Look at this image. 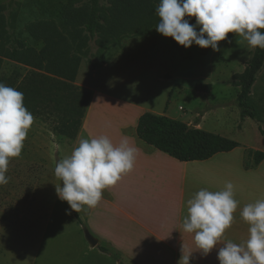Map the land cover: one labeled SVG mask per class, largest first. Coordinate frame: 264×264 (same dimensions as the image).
<instances>
[{
    "label": "crops",
    "instance_id": "0c3cea01",
    "mask_svg": "<svg viewBox=\"0 0 264 264\" xmlns=\"http://www.w3.org/2000/svg\"><path fill=\"white\" fill-rule=\"evenodd\" d=\"M139 38L125 37L118 45L109 47L103 53L101 63L93 66L80 63L74 85L87 92L89 100L75 138L52 143L55 148L50 150L53 155L49 152V161L53 170L48 171V176L54 178L55 164L69 156L81 138L100 135H107L114 144L127 138L138 149L134 169L117 185L103 191L97 207L84 206L80 213L77 212L80 222L74 219L82 233L88 232L97 240L94 247L89 246L84 234L83 241L75 242L74 247L63 238V229L66 228L63 226L66 221L63 205L66 201L60 200L55 192L48 196L40 192L41 178L35 176L37 186L34 187L38 191L34 189L29 198L31 206H26L19 216V224L24 219L28 223L17 225L15 231V236H22L17 237L19 241L29 242L37 238L40 248L36 249L33 261L41 255L57 261L53 264H178L184 248L185 254L193 252L190 264H219L217 254L223 243L241 244L248 239L249 225L240 213L245 205L264 199V157L258 164L254 163L255 152L264 154V123L260 119L259 122L253 120L261 129L255 133L257 142L254 145L241 143L232 132L215 134L237 142L238 146L203 161L180 162L145 144L136 134L141 115L152 113L179 120L167 113V109L162 113L155 111L144 99L142 88L147 89L158 82L169 83L170 79L166 69L162 68L161 59L157 62L148 60V64L140 65L137 57L142 55ZM145 39L148 54L152 57L161 38L147 34ZM165 48L159 53L161 57ZM142 74L153 79L150 85L137 82ZM175 88L172 86L171 90ZM151 89H147L148 93ZM184 124L189 125V122ZM195 127L201 129V123ZM43 129L51 134L41 120L34 117L27 136L34 137ZM229 181L234 185L235 199L239 202L233 213L234 222L226 230L221 244L205 256L196 248L194 234L183 229L187 200L201 189L223 190ZM25 227L35 235L24 237L20 229ZM55 233H63L62 243L58 241V246L44 243Z\"/></svg>",
    "mask_w": 264,
    "mask_h": 264
},
{
    "label": "rangeland",
    "instance_id": "374dc122",
    "mask_svg": "<svg viewBox=\"0 0 264 264\" xmlns=\"http://www.w3.org/2000/svg\"><path fill=\"white\" fill-rule=\"evenodd\" d=\"M67 2L68 0H0V44L3 50L17 47L18 42L39 50L43 42L33 40L29 32L30 26L52 22L61 28L62 17L59 12L64 5L68 4ZM186 18L191 24L193 23V17ZM196 30L199 31V28ZM147 34H154L161 38L158 43L162 47L159 44L155 45L152 57L147 51L148 42L145 39ZM138 37H140L138 40L141 42L140 48L142 49V55L137 56L140 65L161 59L162 68L166 69L168 79H170L169 83L158 82L152 87L149 86L147 88L149 90L154 87L150 93L145 87L142 88L144 99L152 109L159 113L166 112L167 109V113L172 117L184 123L189 122V125H193L197 120L204 131L214 134L232 132L241 143L256 144L255 133L260 132L259 125L250 118L241 119L236 103L239 90L231 84L232 75L240 73L245 68L253 51L243 37L229 33L227 39L232 42L220 41L218 52H214L211 48H201L194 43L189 48L173 49L168 38L156 30L143 35L131 36V38ZM163 48H165L164 56L161 57L159 53L164 50ZM96 51L95 42L87 39L85 46L75 51V54L80 57V63L93 66L98 63V58L95 56ZM1 60L0 80L6 86H9L8 82L11 80L18 83L30 71L5 58ZM152 80V78H146L145 74L137 78V82H146L147 85H150ZM196 84H210L211 88L208 93L205 90L198 92L195 90ZM172 86L176 87L173 91ZM251 92L249 105L256 110L258 118L264 123V66L257 74ZM179 106L183 110H179ZM204 113L206 114L203 118ZM35 118L41 120L44 128L49 130L53 137L44 129L34 137L27 136L21 156L10 159L6 173L10 178L9 182L6 185H0V264H53L57 262L54 259L50 261L48 256L43 258L41 255L33 261L36 249L40 248L37 238L23 242L17 239L22 236H15L17 225L22 226L28 223L24 219V222L19 224V216L26 206H31V201H29L31 193L38 191L34 187V185L37 186L35 176L41 178L39 191L46 196L51 192L57 194L56 186L61 182L55 174L54 178L48 176V171L53 170L52 162L49 161V152L53 155V151L50 150L51 148L54 150L55 146L52 143L68 138L54 130L53 123L58 121L55 115H51L50 121ZM43 176L45 177L42 178ZM63 208L65 214L66 210L70 211L67 202ZM63 226H66L63 229L64 237L63 233L51 234L52 239L44 243L51 242L58 246V241L62 243L60 239L63 237L74 247L75 242L83 241L85 232H81L72 214H66ZM29 229L21 228L20 233L24 237L35 235L33 231L29 233ZM44 252H47L46 249Z\"/></svg>",
    "mask_w": 264,
    "mask_h": 264
},
{
    "label": "clouds",
    "instance_id": "9594fccd",
    "mask_svg": "<svg viewBox=\"0 0 264 264\" xmlns=\"http://www.w3.org/2000/svg\"><path fill=\"white\" fill-rule=\"evenodd\" d=\"M156 14V31L184 48L194 43L218 52L219 42L231 43L227 36L234 33L250 48L264 50V0H160ZM186 17H195V24ZM33 123L23 93L0 82V185L9 182L10 159L21 156ZM137 152L127 138L118 144L107 135L81 138L71 154L56 164L55 176L63 182V187L56 186L59 199L78 213L84 206L97 207L103 191L133 171ZM238 203L230 181L223 190L201 189L187 200L183 229L194 234L196 248L203 255L221 244ZM66 214L71 212L66 210ZM240 215L249 225L248 239L241 244L223 243L217 254L219 264H264V199L245 205ZM192 253L185 254L182 248L178 264H190Z\"/></svg>",
    "mask_w": 264,
    "mask_h": 264
},
{
    "label": "trees",
    "instance_id": "16d2710c",
    "mask_svg": "<svg viewBox=\"0 0 264 264\" xmlns=\"http://www.w3.org/2000/svg\"><path fill=\"white\" fill-rule=\"evenodd\" d=\"M159 2L68 0L59 12L61 28L52 22L30 26L33 40L43 42L39 50L27 47L23 42H18L17 47L9 50H3L0 44V67L1 59L5 58L30 69L18 83L9 81V86L23 93L24 106L33 116L50 121L51 115H55L58 121H52L54 130L73 140L89 100L88 93L74 85L80 65V57L75 51L84 47L87 39L93 40L97 47L95 56L101 63L103 53L109 47L118 45L123 38L156 30ZM195 22L193 17L192 24ZM168 39L173 48L184 49L171 37ZM263 66L264 50L255 48L243 72L232 77L233 86L239 90L236 103L241 119L248 117L259 122L249 99L256 76ZM195 90L209 92L210 84H196ZM198 124L196 120L194 126H189L165 116L144 113L138 120L136 134L145 144L180 162L207 160L238 146L233 140L196 128ZM263 157L264 154L255 152L254 163L258 164ZM71 212L79 223L77 212ZM102 251L107 252L105 249Z\"/></svg>",
    "mask_w": 264,
    "mask_h": 264
},
{
    "label": "water",
    "instance_id": "95a60500",
    "mask_svg": "<svg viewBox=\"0 0 264 264\" xmlns=\"http://www.w3.org/2000/svg\"><path fill=\"white\" fill-rule=\"evenodd\" d=\"M191 128V127H189ZM60 186L63 187V182H60ZM85 238L89 244L90 247H94L97 243V240L93 238L88 232H85Z\"/></svg>",
    "mask_w": 264,
    "mask_h": 264
},
{
    "label": "built area",
    "instance_id": "2783aa9c",
    "mask_svg": "<svg viewBox=\"0 0 264 264\" xmlns=\"http://www.w3.org/2000/svg\"><path fill=\"white\" fill-rule=\"evenodd\" d=\"M179 110H183V108H182V107H180V108H179Z\"/></svg>",
    "mask_w": 264,
    "mask_h": 264
}]
</instances>
